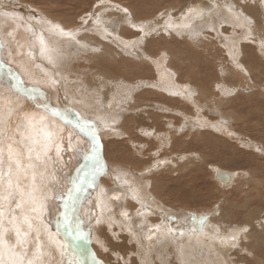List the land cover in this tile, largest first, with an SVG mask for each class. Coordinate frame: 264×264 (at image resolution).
Listing matches in <instances>:
<instances>
[{
	"label": "rangeland",
	"instance_id": "rangeland-1",
	"mask_svg": "<svg viewBox=\"0 0 264 264\" xmlns=\"http://www.w3.org/2000/svg\"><path fill=\"white\" fill-rule=\"evenodd\" d=\"M5 2L7 3V5H15V8L18 7L21 8V10H24V8L26 7L25 9L30 10V16H32L33 12L37 13L38 11V13H40V17H45V15H43L40 10L36 9V7H42V10L47 9L46 11L50 13L57 12V15L63 14V17H58L55 14V16H57L61 20L70 19L69 22H71L72 20V22H76L78 20V23H80V18L77 19L79 16H85V13H88L87 11H89L90 8L91 10L98 8V0H30L31 4L21 3L18 0H11L10 2H7L6 0H0V3L2 4H6ZM224 2L235 3L238 8L245 12L246 15H250L251 17H253V19L256 21L257 33H259V31L261 30H264V7H261L259 5V0H257V3L255 4H253L251 0H245V2L243 3L242 0H218V3H220L221 5L224 4ZM121 4H124V7L129 8V11L133 15V19L137 22L159 20V22L161 21L160 23L162 24L164 19L159 16L161 12L166 13L164 17L165 19H167L168 13L170 15L172 14L171 16L173 20L178 23L180 22L179 18H181L182 15H184L183 13L188 11L189 8L200 7L202 9H205V12L207 13L208 7L211 6V0H110L107 5L108 9L103 10V13L101 12V18L105 20H108L109 18V21L114 23V35L115 33H117L116 35H120V37H122L123 39H126L127 37L130 39H134L135 37L140 35V33L130 25H127L128 23H124V15L122 14L123 12L115 7V5ZM54 13H52L53 16ZM214 13L215 11H213V14ZM22 15L23 13L21 14V17H16L18 21H16V19H14V21H16V23H20L19 21L21 20ZM219 15L222 18V21L220 17L216 20V22L219 23V28H221L219 32L223 30L224 33L222 34L226 33V35L229 36H236L235 38H233L237 39V43L240 49H242L243 51L242 53L240 50L241 53H239V48L237 51L238 45L233 48V51L235 50L234 52L238 57L239 64L242 65V68H244V70H248H245L246 72H243V76L245 77V79L243 78L244 81H242L241 77L238 76V73L236 72L237 67L234 66L233 63H231L232 61L230 60V56L228 53L229 50H226L225 47V39H223L221 35L217 34L215 31L214 33L213 31H210V29L204 28H201L202 35L199 38L198 42L189 39L188 35H176L175 33L165 34L163 31L160 30L159 32L158 30V32H154L151 35L147 36V39L145 38L143 44L139 46V51L134 52V54H129L133 53L132 51H123L120 46H116L117 44L112 46L111 43H109L108 40L105 39L101 40L102 42L100 43H97L95 41L94 43H88L91 46L100 47L101 54L87 51L86 59L79 61L80 64L79 62L76 63L79 57L76 55V60L71 61L72 64L75 62L73 65H71L74 67V70L71 71L72 79L74 81L73 83L79 82L82 86H87L82 88L83 90H87L88 92H91L90 90H92V87L90 88L88 87V85H94V88H98L100 86L99 83L101 82L103 85L107 84L106 82H108L110 86H114V83L119 82H122L123 85L124 82L126 84L128 82L130 84L136 83L137 85H139L138 88L136 87V90H134L135 92L132 94V101L133 99H136L138 101V105L140 106L139 112L138 110H134L135 112L132 111V114L129 106L125 107L127 108V110L120 112L121 114L126 113L128 118L123 117V121H120L121 123L119 124V126L122 123H126V126L130 128L127 131L130 132L131 135L129 133L130 136L128 134L116 135L114 137L113 135L107 136L105 139L106 141H103V143L108 149L105 148L103 150V159L105 160L106 158H109L108 152L112 151L111 156L113 158H116L117 161L119 160L118 162L115 161L117 164H119V166L121 165L123 168L125 167L129 170H135L136 173H138V171L149 168L157 160L158 162L162 160L164 164L166 163L165 165L163 164V166L158 167L159 170L155 171L156 173L146 175H148L147 177H149L150 180L158 183L156 193L158 194L159 199L164 204H166L165 206H167L173 214L175 213L178 219H180L179 217L182 216L188 218V220H190L191 218L198 219L200 216H206V220H208L210 224L214 226H216L215 224H219L222 227L220 229L222 233L224 232L225 225L227 226L231 224L232 226H240L246 224L251 231L246 236H243L241 240L247 237L248 239H244L243 241L240 240L239 246L237 248H231L229 246L230 251L226 252L227 255L225 258L228 257L227 259L229 264H264V231H261V229L257 225V221L261 218H264V154L256 151L258 147H264V55H261L257 43H254L251 40H241L244 39L241 36L245 34V32H243L242 34V28L225 24L222 15ZM46 18L48 17L46 16ZM207 19L208 17H205L203 20L208 22ZM198 21L199 23H201L200 20ZM205 21H202V24H204ZM124 30H126V37L122 33V31ZM79 37L77 38L79 39ZM205 37H207V39H205ZM242 41L243 43H241ZM0 42L4 46H9V44H4L2 40H0ZM84 42L87 43V41ZM66 46H64V50L66 52H69V55L74 54L72 48H74V50L76 49L77 53H79L80 50H83L78 49L76 46L69 47L68 44ZM237 52L239 54H237ZM162 53L166 54V59L164 60L163 66H165L166 72L171 77H173V82L189 84L191 87L194 86L192 87L194 88V95H192L191 98H193V100L195 101L194 105H196V109L198 108V113L204 116L209 121H214L213 123L219 121L220 123L224 124L226 121V125L228 126L227 128L232 127V129L230 128V131H232L233 135L237 134L236 136L230 135L226 137L221 133L222 131L220 130V132L218 129H214L212 131L204 127L197 129L198 126L194 124L195 121L189 120L191 117L194 118L197 114L195 108H193L194 106L191 107L188 105L190 104V102L185 103L184 100L180 99L186 98L187 95L186 97L182 95H185L188 92L182 93L180 95L173 94L175 92L159 86L157 80H159L160 78V72L158 71L157 73V67L153 65L151 61L142 58L143 56H148L151 57V60H153L158 56L160 57ZM28 55L26 54L27 58L29 57ZM93 56H97V59L95 58L93 61H91L90 58ZM138 56L141 58L137 59ZM96 60L97 63H95ZM94 67L97 70V76H95ZM56 69L57 68H55V71H58ZM105 69L106 71L109 70V72L107 73L106 71H104ZM100 72L102 75H100ZM130 72L131 74H129ZM109 73L110 75H107V77L105 76V78L103 77L104 75ZM38 74L40 76V72H38ZM38 74H36V76ZM114 75H116V77H114ZM162 75H164V72H162ZM99 78L100 80H96ZM164 78H166V76H164ZM103 79L106 80L103 81ZM195 85L198 86L199 90L203 89L202 91L205 92H201V94L196 95L195 92L197 87H195ZM217 85H219L220 88H218ZM65 86H67V84H65ZM121 87L124 88V86ZM226 87H228L227 90L232 89V95L220 94V92L222 93L223 89H225ZM62 88L65 89L63 85ZM103 90L104 89H101V91ZM92 91L97 95L104 94V91L101 93L97 92L96 90ZM212 93H214L215 95ZM172 98H175V100ZM102 100H104V97H102ZM169 100H174L173 102L175 103L176 108H168ZM215 104H217L218 107ZM14 114L15 115L13 117H16L17 115L21 116V113ZM133 115H136L137 117ZM197 116L195 118H197ZM146 118L148 119L146 120ZM86 119L87 121L92 122V120H89L88 118ZM132 119H136L134 120L135 123H133ZM137 120L141 123L140 127L135 126L136 128H133L134 125L132 124L138 125V122H136ZM169 122L173 124H171V127ZM9 123L11 124V121ZM127 124L131 125V127ZM122 126L123 124L121 125V128H123ZM153 126H155L157 129ZM144 132H151L152 135L146 136L144 135ZM234 132L236 134H234ZM139 133L142 134L140 135ZM239 134H241L242 136ZM158 138H160V140ZM175 140H177L176 143L174 142ZM105 142H108L109 144ZM193 142L197 144L194 147L190 145V143L192 144ZM249 142L250 144H252V147ZM184 144H189L190 147L184 149L182 148ZM115 146L117 147L115 148ZM77 148L85 149V146L81 143H78ZM193 154H195L197 157L193 158L195 157ZM81 156L82 155H78L75 150L72 152L73 160L70 165L72 174L79 170L84 164L83 156ZM171 159V163H167L165 161ZM214 169H219L233 174V180L227 185L222 184L215 179ZM237 173H239V175H237ZM244 173H247V175H244ZM66 185V189H64L66 186L63 187L65 192L62 194V196H60V199L58 200V205L61 207L63 203L68 199L66 197L69 196L70 192L68 191L71 190L72 180H68ZM162 187H164V189ZM169 189L173 191L169 192ZM181 189L189 190L192 196L188 198L173 195L174 191L180 192L179 190ZM184 190L182 192H184ZM150 195L152 196V198H156V195L151 193ZM216 205H220V207L217 209L215 208ZM125 208L126 211H128L131 215L133 210L135 209L129 208L127 205H125ZM59 210L60 213L61 211H63L62 209ZM82 210L84 212V207H81L80 213L82 212ZM88 213H90L91 216H89V218L93 220H95L99 215V213H95L94 210ZM103 215L101 214L99 217ZM83 217H85V215H83ZM134 219L135 220L133 221V226L131 227L132 234H130L132 236L133 232L139 231V226L136 225V221L138 220L135 217ZM113 224L114 225L109 228L107 223H102L104 234L103 237H100L104 242L105 247L108 249L107 252L104 251V248L102 247H100L99 249V246H97V244L93 242L91 238L90 230H93L94 233V225H90V228L83 230L85 231V235L88 234L86 243L90 244V241L92 240V244L90 246H92L93 252L95 253L94 255L96 256V258L98 256L103 264L106 263L104 262L106 260H108L107 264H123V261L118 260V256L123 257L124 260L129 262V264H139L140 260H138L136 254H132L129 248L128 250L125 249V246L134 247L133 244L129 242L127 243V245H122L123 243L127 242V239H129L127 233V235H125V237L127 238H123L122 240V236L124 235L123 233H126L124 232V226L122 225L121 228L119 226L117 227L115 223ZM197 224L199 225V222H196V226ZM104 228L106 229V231L104 230ZM113 229H116L118 233ZM196 230L198 231V229ZM11 232L13 233V231L7 232V236H5L6 238H9L10 243H13L15 242L16 237L15 233L14 235H12ZM259 234L261 238H259ZM32 236L34 237V235L31 234L29 238L31 239ZM93 236L94 235H92V237ZM109 236L110 240L108 239ZM141 236L140 239L142 240L139 241L142 242L141 244L143 247L139 256L143 258L147 257L146 260H148L147 262L150 264H174L173 260L177 255L176 253H174V256H172L173 254L168 253L169 251L165 254H160V257L162 259H160L159 257V262H157L154 252H150L148 253L150 255L147 254V256H144L143 254L146 252V247L143 238H146L148 235H144L143 238H141ZM110 241L112 243H110ZM33 248L34 241H31V243L26 245L24 249L19 248L18 250L26 251L27 257L29 256V254H32ZM246 248L247 250H250L249 252L253 253V255H247L245 251H243ZM195 249V251L198 252V256H200L198 257V259L203 261V264H209L210 261H215L214 258H209L210 255L208 253L203 252L202 254L199 253V248ZM154 250L155 249H153V251ZM207 258L209 259V261ZM154 259H156V263L155 261H153ZM183 260L184 258L183 256H181L180 262H183ZM66 261H69V257ZM221 264H223L222 261Z\"/></svg>",
	"mask_w": 264,
	"mask_h": 264
},
{
	"label": "bare ground",
	"instance_id": "bare-ground-1",
	"mask_svg": "<svg viewBox=\"0 0 264 264\" xmlns=\"http://www.w3.org/2000/svg\"><path fill=\"white\" fill-rule=\"evenodd\" d=\"M6 1L10 2L11 0H6ZM12 1H14V0H12ZM18 1H20L21 3H25V4H27V3L31 4L30 0H18ZM226 2H224V3H226ZM14 6L15 5H7V3L6 4L0 3V13L7 12V13H14L15 14V18L4 17V16L0 15V40H2V42L4 44H9V46H4L2 44L3 47L0 48V114H3V120H4L3 125H0V126L7 128V130H8L7 135L15 134V138L17 140H19L20 139L19 132H16L17 125H20L21 130L23 131V121L21 118L23 113L22 112H13V114L10 117L7 115L8 108L11 107V104L9 103V101H11L13 103L18 102V104L20 106H23V109L27 112H37L39 115H48L49 118H51L50 113L46 112L43 105L47 104V105H49V107H54V108L58 109L59 115L55 118L54 123L57 124L58 126L66 129L64 145H67V132H71L72 135L75 137V139L73 140V144H74L75 148H77L78 143H81L82 145L85 146V149H84L85 151H87L89 145L91 144L90 131L92 130L93 127L99 128L98 134L102 140V143H103V141H106L105 139L107 136L113 135V137H114L117 135V134H109L105 131V129H102L104 127H103V124L101 123V118L106 119V120H110L112 117H115L117 123L114 125V127L116 129H118L119 133L121 132L123 135H125V134L129 135L130 132H128L127 130H129L130 128L126 126V123L125 124L122 123L123 128H121L122 124L119 126V124L123 121L122 120L123 117L128 118L126 113L121 114L120 112L127 110V108H125L127 106L130 107L131 112L134 110H138V112H139L140 106L138 105V101L136 99L135 100L133 99V101H132V96H133L132 94L135 92L134 90H136V87H134V86L137 84L136 83L130 84L128 82L126 84L124 82V85H123L122 82H119V83H114V86H110V84L108 82H106L107 84H105V85H103L102 82L101 83L98 82L100 84V86L98 88H94L95 87L94 85H88V87H90V88L92 87L91 89L96 90L97 92L101 93L104 91L103 95L102 94L97 95L92 90H90L91 92H88L87 90L86 91L83 90L82 87H87V86H85V85L82 86L79 82L73 83L74 81L72 79V72L71 71L74 70V67L71 65H73L75 62L72 64L71 61L76 60V55L79 56L76 63L81 61V60H85L87 51L80 50L79 53H77V50L76 49L74 50V48H72V51L74 52V54L69 55V52H66L64 50L63 56L57 60V63L55 64V66L49 64L48 60L45 57L40 55L38 41L32 37V35L29 31H27V22L30 21L33 25H35V19H31V18L35 17L36 19H38L40 17V13H38V11H37V13H38L37 14V13H34L32 11L34 15L32 14V16H30L29 15L30 10L25 9L26 7L24 8V10H21V8H18V7L15 8ZM120 6H121V8H123L124 4H121ZM33 7H36V6H33ZM41 8L42 7H40V8L36 7V9L40 10L42 12V14L45 15V17L47 16L48 19L52 20L53 22L60 23L65 28L75 29V28L81 27V21H80V23L77 22L78 20L76 22H72L73 20L71 19L72 21L69 22L70 19L69 20L65 19V17H66L65 15H64L65 16L64 19L66 21L61 20L58 17L62 16L63 14L57 15L56 14L57 10L55 11L56 13L52 12V13H54V16H55V14L58 16V17L57 16L54 17L52 13L46 11L47 9L42 10ZM57 8H58V6H57ZM107 9H108V7H107ZM195 9H201V8L195 7ZM103 10H105V7L99 6L98 8L92 9V10L90 8V10L87 12L99 13V15L101 16L103 13ZM214 11H215V13L213 15H211L210 18H209V15H207V13H206L205 17H208V19H207L208 22L202 19V20H200L201 23H199V21L197 20L198 22L195 21L194 26L197 28L198 31H201V28L211 29L212 26L214 25L216 28L215 32L217 34H220L223 39L225 37H227V41L224 42L226 50H229L230 48L231 49L235 48L236 45H238L237 39H234L236 36L230 35V36H232V37H230L229 35H226V33L222 34V33H224L223 30H221V32H219L221 28H219V26H218L219 23L216 22V20L219 19V17H220L219 14H221L222 17H224V15H227L226 11L223 8L215 9ZM21 12L23 13V15H22L21 20L19 21L20 23H16V21H18L16 19V17L17 16L21 17V14H22ZM187 12L188 11L184 12L183 14L185 15V14H187ZM60 13H61V10H60ZM122 14L125 15L124 13H122ZM184 15H182V17ZM79 18H80V16L77 19H79ZM181 18H179V21H181ZM14 19H16V21H14ZM162 19H165V18H162ZM103 20L105 22H107V27H108L109 31H113L114 30L113 29L114 23L109 21V18H108V20H105V19H103ZM134 21L137 22L136 20H134ZM202 21L203 22L205 21V23L202 24ZM221 21H222V18H221ZM137 23H139V22H137ZM225 24L233 25V23L231 21H229ZM127 25H129V24H127ZM40 27L41 26H39V25H35L37 33H39V31H40ZM223 27H224V25H223ZM127 28H129V27H127ZM228 28H230V27H228ZM83 29H90L87 31L82 30L79 33L78 37L81 36V37H79V39H81L83 42L84 41H87V43H94V41L97 43L102 42L101 40H103V39L101 38V34L96 31L95 26L93 25V23L91 21L89 22L88 25H83ZM242 30H243L242 31V34H243V32H245V31H244V29H242ZM125 31L126 30L122 31V33L126 37ZM9 32L12 33V36L8 35ZM159 32H160V30H159ZM232 32H234V31H232ZM122 33H120V34H122ZM116 34L117 33H115V35ZM241 37L244 38V35ZM136 38L137 37H135L134 39H130L127 37L124 40H136ZM146 39H147V37H146ZM241 40H245V39H241ZM238 42H240V41H238ZM84 43H86V42H84ZM241 43H243V41ZM65 44L67 45V43H65ZM65 44H64V46H66ZM115 44L116 43H111L112 46ZM102 46H104V45H102ZM92 47H94V46H92ZM117 47H119V46H117ZM107 48H109V47H107ZM238 48H239V53H241V52L243 53V51H242V49H240L239 45L237 47V51H238ZM115 49H116V47H115ZM111 50H113V49H111ZM240 50H241V52H240ZM123 51H125V52H131L132 51L133 53L137 52L135 49H128V50H123ZM30 53H32L31 58H30V55H28ZM228 53H229V51H228ZM239 53L237 52V54H239ZM26 54L29 56L28 58H27ZM89 56H91V55H89ZM103 56H105V55H103ZM207 56H205V57H207ZM96 57L97 56H93L90 58V60L93 61ZM243 57H244V55H243ZM261 58H262V56H261ZM165 59H166V55L165 56L160 55V57L158 56L157 58H155L153 60H149L151 62L152 61H158V65L156 63H153V62L152 63H153V65H155L157 67V69H158V70H156L157 73H158V71L160 72L159 73L160 78H159V80H157L159 86H161L164 89L171 90L172 92H175L178 95H180L182 93L193 92L194 88H192V87H194V86L191 87L189 84H182L181 82H179V83L173 82L174 81L173 77H171L166 72V68H165V66H163ZM130 62H131V60H130ZM95 63H97V60ZM79 64H80V62H79ZM92 64H94V63H92ZM92 64H91V66H92ZM243 64H246V63H243ZM247 64H248V62H247ZM95 67H94L95 76H97L96 75L97 70ZM162 67H164V68H162ZM55 68H57L56 70H58V71H55ZM87 70H89V69H87ZM245 70L248 71L247 69H245ZM245 70L242 71L240 68L239 69L237 68V71H236L238 73V76L241 77L242 81H244L243 78L245 79V77L243 76V72ZM104 71H106V69ZM38 72H40V76H39ZM106 72L108 73L109 70H107ZM162 72H164V75H162ZM221 73H223V72H221ZM36 74H38V75L36 76ZM56 74H58V75H56ZM129 74H131V72ZM100 75H102L101 72H100ZM107 75H110V73L104 75L103 77L105 78V76L107 77ZM164 76H166V78H164ZM114 77H116V75H114ZM52 78H55L59 81V83H57L54 87L50 86V83H49ZM119 78H120V76H119ZM178 78H177V80H178ZM96 80H100V78L96 79ZM104 80H106V79H103V81ZM245 81H247V80H245ZM64 83L67 84V86H65ZM128 84H130V85H128ZM62 85L64 86V88L66 90L62 88ZM121 86H124V88ZM195 87H197L196 92H195L196 95H199V94H201V92H203L202 91L203 89L199 90L198 86H196V85H195ZM227 88L228 87H226L225 89H227ZM32 89H37V91L33 92ZM101 89H104V90L101 91ZM225 89H223V91ZM79 91H81V92H79ZM129 92H130V95H129ZM212 94H214V93H212ZM220 94H221V92H220ZM186 95L187 94L182 95V96L186 97ZM102 97H104V100H102ZM134 98H135V96H134ZM165 98H167V97H165ZM172 99L175 100V98H172ZM180 99L184 100L185 103L190 102V104H188L189 106H191V107L194 106L193 108H195L196 113H197V114L195 113L196 114L195 117L197 115L198 116H197V118L191 117L189 120H194L195 125H196V121L199 120L200 123H203L205 125L204 128L209 129L211 131L214 129L215 130L219 129V131L221 130L222 132L221 131L220 132L222 134H224L226 137L230 136L229 133H232V131H230V128L232 129V127L227 128L228 126L226 125V123L223 124V123H220L219 121L213 123L214 121H209L204 116L200 115L198 113L199 111H197L198 108L196 109V105H194L195 101L193 100V98L186 97V98H180ZM128 101H129V103H128ZM173 101L169 100V102H168V108L169 109L172 107L176 108L175 103ZM215 105L217 106V104H215ZM14 113H19V114L21 113V116L17 115L16 117H13L15 115ZM144 113H145V111H144ZM132 114H133V112H132ZM133 116H136V115H133ZM140 116H142V115H140ZM86 118H88L89 120H92V122H94V123L90 122L92 125V128L86 127V128H83V130H81V128L77 127V125L83 126L84 121L87 120ZM147 119L148 118H146V120ZM127 120H126V122H127ZM134 120H136V119H134ZM134 120H133V123H135ZM10 121H11V124L9 123ZM136 122H138L137 123L138 125L132 124V125H134L133 128H136L137 126L140 127L141 123L138 120ZM148 122H149V120H148ZM221 122H222V119H221ZM164 123H165V121H164ZM129 124H127V125H129ZM171 124L172 123H170V127L173 125V124L172 125ZM129 126L131 127V125H129ZM153 127H155V126H153ZM162 127H163V125H162ZM120 128H121V130H120ZM200 128H202V127H199V126L197 127V129H200ZM153 132H154V130H153ZM104 133H105V135H104ZM177 133H179V132H177ZM234 134H236V133L234 132ZM130 135H131V133H130ZM236 135L232 134V136H236ZM239 135H241V134H239ZM158 139L160 140V138H158ZM107 140H108V138H107ZM117 140H119V139H117ZM231 140H232V138H231ZM242 140H244V139H242ZM9 142L10 141H8L5 138L4 144L2 145L5 149V161L7 158V144ZM174 142L176 143L177 140H175ZM194 142L192 144L190 143V145L192 147L197 145ZM250 142H249V144H250ZM105 143H108V142H105ZM190 145L184 144V146H182V148L185 149L187 147H190ZM250 145L252 147V144H250ZM13 146L17 147L18 145H13ZM105 146L106 145L104 144V149L106 148ZM18 147H20L22 149V146H18ZM35 147L37 150H39V148H40L39 145H36ZM116 147L117 146H115V148ZM106 149H108V148H106ZM74 150L75 149L62 151L61 152L62 159H60L59 162L56 164H53L52 161L48 162V173L54 174V179H49L46 182V187L44 189V192L49 197V199L47 201H45V207L43 209H41L37 212H31L30 210H28V214L34 218V220H33L34 225L38 226L41 229L40 241H41V245H42V251L46 253L42 257L43 264H69V261H72V260L79 262V264H103L102 261H100V258H98V256H97V258L99 260L96 258V256L94 255L95 253L93 252L92 246H90L92 244L91 241L93 240V242H95L97 244V246H99V249H100L101 243L103 242L100 236L103 237V234H104L102 224H97L96 219L93 220V219L89 218L90 213H88V212H91L93 210L95 211V213H97V212L99 213L98 217L101 214L102 215L104 214L103 218L105 220H107V218L109 216L113 217L114 220L116 221L115 225H117V227L119 226L122 228V225L124 226V228H125L124 232H126V233L122 232L124 234L122 236V240H123V238H127V237H125V235H127V233H128L129 239H127V242L123 243L122 245H127V243H129V242H131L133 244L134 247L125 246V249L128 250V248H129L130 252L132 254H136V257H138V260H140L139 264H150L147 262L148 260H146L147 257L143 258V257L139 256V254L141 253V249L143 247L141 244L142 242L139 241V240H142V239H140L141 235H142L141 238H143L144 235L145 236L146 235L152 236L151 240H149L147 238H143L145 241V247H146V250H145L146 252L145 253L143 252L144 253L143 255L147 256L148 253L154 252L155 253L154 255H155V258L157 259V262H159L158 260L162 259L160 257V254H165L166 252L169 251L168 253H172L173 254L172 256H174V253H176V255H177L174 259L175 261L173 260L174 264H203V261L198 259V257H200V256H198V252L195 251L196 250L195 248H199L198 249L199 253L203 254V252H205V253H208L210 255L209 258H212V259L214 258L215 261L214 262L210 261L209 264H221V261L223 264H229L228 259H227L228 257L225 258L227 255L226 252L230 251L229 246L221 245L219 243V241L209 239V237L213 233L214 225L210 224L209 221L206 220L203 224V227L201 228L200 224L199 225L197 224V226H196V222H198L197 218H191L190 220H188V218H185L182 216V217H179L180 219H178L177 215H175V213L173 214L172 211L169 210L167 206H165L166 204H164L159 199V196L156 193V188H157L158 183L153 182L147 176L150 175L151 173L152 174L156 173L155 171L159 170L158 167L163 166L164 162L162 160H160V162H158V160H157L154 163L157 166L152 168L151 172H146L144 169V170L138 171V173H136L135 170H129L128 168L124 167V169H127L131 173L130 179L134 177L139 182H142L147 186L145 189V197L147 196V194H150V193L156 195L155 199L152 198V196L150 195L152 198L150 201L147 198H145L144 203H145L146 207L141 208L140 203L133 200L130 193L125 195V191H126L125 188L120 187L118 184H114L112 182L111 175L103 174V173L100 175H97L95 177V182L93 183V177H92L91 173H92V170L94 168V163L91 159H86L83 153H81V155L83 156V163L84 164L82 163L83 164L82 167L77 171L75 170L76 172L72 174V170L70 169V165H71L72 160H73L72 152ZM23 151H24V159L22 160V163L27 164L28 163L27 152H26V150H23ZM111 152H108L109 158H106L107 159L106 163L108 165L109 172H111L112 168L119 165L115 162V161H117L116 158H113L111 156V154H112ZM50 154L53 157H55V148L54 147H53V150ZM194 156L195 157H193V158L197 157L196 155H194ZM184 157H186V156H184ZM106 159L104 161H106ZM33 160H35V152L33 153ZM165 161L167 163H171L172 159L171 160H165ZM189 162H191V161H189ZM184 166H186V165H184ZM120 167H122V166L120 165ZM4 169H5V171H7V162H5ZM214 170H215V179H216L217 170H219V169H214ZM219 171H222V170H219ZM222 172H225V171H222ZM142 173H143V175H141ZM226 173H228V172H226ZM146 174H148V175H146ZM229 174H231V173H229ZM231 175L234 178V175L233 174H231ZM103 177H107V178H103ZM68 180H70V181L72 180V187H71V190L68 191V192H70L69 196L66 197L68 199L66 200V202L63 203V205L61 207L58 205V200L60 199V196H62V194L65 192L64 189L67 188L66 184H67ZM162 180H161V182H162ZM57 181L59 182V187L53 188V184H55ZM217 181L221 182L222 184H226V183L222 182L221 180H217ZM29 182H30V175H29V180L25 181L24 183H29ZM64 186H66V187L63 189ZM162 188L164 189V187H162ZM183 188H184V186H183ZM101 189L105 190V195L102 197V199L105 203H107L109 205L110 211L108 208H104L103 205L97 206L99 203L98 198H100V190ZM183 190L182 189L179 190L180 192L174 191L173 195L174 196L177 195L178 197H188V198L190 196H192V194L190 193L189 190L185 189L184 192H182ZM172 191L173 190L169 189V192H172ZM53 194H56V197H57L54 204L51 200V196ZM116 194L121 195V200L118 202L111 200V197L113 195H116ZM37 195H40V194L37 193ZM18 198L19 197L17 196V199ZM125 205H127L129 208H133V209L135 208L132 212V215L128 212L129 216H130V220H127V221H125V219L120 215V213L122 211L126 210ZM81 207L82 208L84 207V212L82 210L83 213L82 212L80 213ZM13 209H15V203L14 202H12L10 205L7 203L4 205L3 210H4L5 215L2 219V224H0V230L7 228L9 230L8 232L12 231V225L9 224V220L11 218V215L13 214V212H12ZM26 209H27V206H26ZM59 209H62L63 211H61V213H60ZM138 211L142 212L143 215H137ZM15 214L19 215L20 210L16 209ZM83 215H85V217H83ZM179 215H181V214H179ZM81 217H82V219H81ZM134 217L138 220V221H136L137 222L136 225L139 226V231L133 232L135 235L132 236V235H130L132 233L129 232V228H131L133 226V221L135 220ZM136 222H134V223H136ZM45 225L47 226L48 230H50L52 233L56 234L57 239H59L60 241H62L63 243H65L68 246V248L65 250L66 255L61 256L60 252L55 248L54 245H49L47 232L44 230ZM90 225H94V233H93V230L89 229L91 231L90 234H91L92 240L90 241V244H88V243H86V239H87L88 234L85 235L84 234L85 231H83V230L90 228ZM112 225H114V224H112ZM155 225H160L159 231H156V229L154 227ZM215 225L219 226L220 229L222 228L219 224H215ZM195 226H196V229H198V231L195 229ZM231 226H232L231 224L227 225V226L225 225L224 231L226 228L231 227ZM169 228H171L173 230L171 233L168 232ZM104 230L106 231L105 228H104ZM113 230H115L117 232L116 229H113ZM135 231H137V230H135ZM78 232L81 233L82 235H78ZM181 233H183V235H181ZM32 234L35 237L36 233L33 232ZM111 234H113V233H111ZM5 235H6V233H5ZM12 235H14V231H13ZM92 235H94V236L92 237ZM9 236H11V235H9ZM259 236H260V234H259ZM34 237L32 236V238H34ZM112 237H113V235H112ZM250 237H251V235H250ZM32 238L31 239L29 238V244L31 243V241H34V239H32ZM109 238H110V236L108 237V239ZM259 238H261V236ZM244 239H248V237L243 238V240ZM109 240H108V243H109ZM243 240H241V241H243ZM262 240H263V238H262ZM110 243H112V242L110 241ZM102 244L104 245V242ZM10 245H15V242L10 243ZM104 247H105V245H104ZM166 247H168V248H166ZM18 249H19V247H17V251H19ZM153 249H155V250L153 251ZM34 250H35V247L33 248L32 251H34ZM83 251L86 253V256H84ZM248 251H250V250H248ZM148 255H150V254H148ZM75 256H76V258H75ZM181 256H183V258H184L183 262H180ZM4 257H5L4 260L7 262L9 260L8 254L6 253ZM30 257H31L30 254L27 257L25 256V262H26L25 264H27V259ZM68 257H69V261H66V260H68ZM159 257H160V259H159ZM156 259L153 260V261H155V263H156ZM103 260H105V259H103ZM107 261L108 260L104 261V262H106L105 264H107ZM208 261H209V259H208Z\"/></svg>",
	"mask_w": 264,
	"mask_h": 264
},
{
	"label": "snow or ice",
	"instance_id": "snow-or-ice-1",
	"mask_svg": "<svg viewBox=\"0 0 264 264\" xmlns=\"http://www.w3.org/2000/svg\"><path fill=\"white\" fill-rule=\"evenodd\" d=\"M110 0H98L97 7L104 6L107 10V5ZM245 0H242V3ZM253 4L257 3V0H251ZM259 5L264 7V0H259ZM115 7L123 12L125 15L123 17L124 22L128 23L132 28L136 29L140 35L137 36L136 40H124L118 35H114V30L109 31L107 27V22H105L99 13L88 12L85 16L80 17L81 27L72 29L65 28L60 23L53 22L52 20L46 17H35V25H39L40 31L37 33L35 25L30 21L27 22V31H29L32 37L39 43V52L40 55L45 57L48 60V63L55 66L57 60L60 59L64 54V44L67 43L69 47L76 46L78 49H83L85 51H91L92 53H100V47H92L88 43H84L81 39H78V35L83 29V25H88L91 21L95 26V29L98 33L101 34V38L108 40L109 43H116L117 46L122 47V50L135 49L139 51V46L143 44L145 38L151 35L158 30H162L165 34L175 33L176 35H188L189 39L194 41H199V38L202 35V30L198 31L194 26L195 21L204 19L206 12L205 9H195L189 8L187 14H185L179 23L175 22L170 14H167V19L163 20L161 24L159 20L153 21H141L139 23L135 22L133 19L132 13L129 11L128 7L121 8L120 5H115ZM223 7L227 15H224V22L227 23L231 21L234 27L242 28L245 30L244 39L251 40L254 43L258 44L261 55H264V30H261L257 33L256 21L250 15H246L243 10L237 7L235 3H224L221 5L218 3V0H211V6L207 9V15L211 16L215 9ZM4 17H13L15 18L14 13H0ZM166 13L161 12L159 16L164 18ZM210 31H216L215 26L213 25ZM9 36H12V33H8ZM207 39V37H205ZM227 41V37L224 38ZM3 45L0 43V48ZM134 54V53H129ZM32 55V53H30ZM165 56V53L161 54ZM229 56L232 63L240 68L242 71V65L238 62V57L233 49H229ZM141 57H137L140 59ZM145 60H151V57L143 56ZM158 65V61H152ZM58 75V74H56ZM50 86H55L59 81L55 78L50 80ZM135 85L134 87H138ZM155 86V85H153ZM220 88L219 85H217ZM33 92L37 89H32ZM176 94V93H173ZM222 95H232V90L225 89L221 93ZM130 95V92H129ZM194 95L193 92H188L187 97ZM34 98V97H33ZM11 107L8 108L7 115L10 117L13 112H22V121H23V131L21 130L20 125H17L16 132H19L20 139L15 138V134L7 135V129L0 126V224H2V219L5 215L4 205L15 203V209L12 210L13 214L9 220V224L12 225V231L15 233V245H10L9 238H6L5 233L9 230L4 228L0 230V264H25V256L27 255L26 251H17V247L24 249L26 245L29 244V237L33 232L36 233L34 239L35 250L32 252L31 257L27 259V264H43L42 257L46 254L42 251V245L40 241V231L41 229L34 225V218L28 214V210L31 212H37L45 207V201L49 197L45 194L44 189L46 187V182L49 179H54V174L48 173V162L52 161L53 164L59 162L62 159L61 152L65 150H73L77 154L83 153L86 159H91L94 163V168L92 170L93 183L95 182V177L100 174H109L112 177V182L118 184L120 187L126 189L125 195L128 193L131 194L133 200L140 203L141 208L146 207L144 200L147 198L149 201L152 199L150 194H147L145 197L146 185L142 182H139L136 178H131V173L119 165L111 169L109 172L108 165L103 159V150L104 144L99 136V128H92V125L89 121L85 120L83 126L77 125L81 130L83 128H92L90 131L91 144L89 145L87 151L81 148H75L73 140L75 137L71 132H67V145H64L65 132L66 129L58 126L54 123L55 118L59 115V110L54 107H49V105H43L46 112L50 113L51 118L48 115H39L37 112H27L23 109V106H20L17 103L9 101ZM3 114H0V125H3ZM101 123L105 131L109 134L123 135L119 133L118 129L114 127L117 123L115 117H112L110 120L101 118ZM226 123V121H225ZM196 125L199 127H204L203 123H200L199 120L196 121ZM183 127V126H182ZM215 127V126H214ZM219 130V129H218ZM232 135V133H229ZM144 135L151 136V132H145ZM5 138L10 141L7 144V158L5 161V149L2 146L4 144ZM13 145L22 146L23 150L27 152L28 163H22L24 159V151L20 147H14ZM36 145H39V150L36 149ZM55 148V157L50 153ZM142 147V146H141ZM257 152L264 154V147H258ZM35 152V160H33V153ZM195 155V154H193ZM5 162H7V171L4 169ZM156 164H153L151 167L145 169L146 172H151L152 168L156 167ZM30 182L24 183L29 180ZM143 175V173L141 174ZM239 175V173H237ZM247 175V173H244ZM218 178L224 182L228 183L233 179L231 174H223L217 170ZM39 181V182H38ZM59 182L57 181L53 184V188H58ZM39 193L40 195H37ZM105 195V190H100V198L97 206L103 205L104 208L110 207L105 203L102 197ZM17 196L19 197L17 199ZM56 194L51 196L53 204L56 200ZM113 201H120L121 195L116 194L111 197ZM27 206V209H26ZM220 205H216L215 208H219ZM19 209L20 214L16 215L15 210ZM120 215L125 219V221L130 220L128 211H122ZM137 215H143L142 212L138 211ZM66 218V217H65ZM206 216H200L198 222L203 227L204 222L206 221ZM97 224L108 223L109 228H111L113 223L116 221L113 217L109 216L107 220L101 217L96 218ZM257 225L264 231V218H261L257 221ZM156 231L160 230V225L154 226ZM44 230L47 232L48 243L49 245H54L55 248L60 252L61 256L65 255V250L68 246L56 238V234L52 233L47 229V226H44ZM131 228L129 232L131 233ZM173 230L168 229V232L171 233ZM250 233L249 227L245 225L240 226H231L225 229L222 233L218 226L213 227V233L209 239L217 240L221 245L230 246L231 248H237L239 242L243 236H246ZM78 235H82L78 232ZM133 235H135L133 233ZM183 235V233H181ZM147 239L151 240L152 236L148 235ZM101 247L104 248V251H108L106 247L101 243ZM245 253L249 256L253 253L249 252L247 249H244ZM8 254L9 260L6 262L4 260L5 254ZM119 261H123V264H129L128 261L124 260L123 257L118 256ZM69 264H79L77 261H69Z\"/></svg>",
	"mask_w": 264,
	"mask_h": 264
},
{
	"label": "water",
	"instance_id": "water-1",
	"mask_svg": "<svg viewBox=\"0 0 264 264\" xmlns=\"http://www.w3.org/2000/svg\"><path fill=\"white\" fill-rule=\"evenodd\" d=\"M219 172H221V173H223V174H229V173H226V172H222V171H219ZM216 179L217 180H220L219 178H218V176H217V174H216ZM229 183V182H228ZM228 183H226V184H228ZM83 253H84V256H86V253L83 251ZM75 258H76V256H75ZM77 260V259H76Z\"/></svg>",
	"mask_w": 264,
	"mask_h": 264
}]
</instances>
